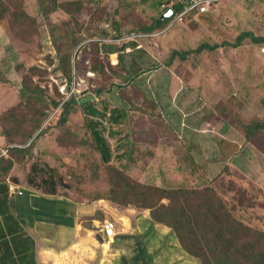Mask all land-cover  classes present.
<instances>
[{"label":"rangeland","instance_id":"374dc122","mask_svg":"<svg viewBox=\"0 0 264 264\" xmlns=\"http://www.w3.org/2000/svg\"><path fill=\"white\" fill-rule=\"evenodd\" d=\"M54 1L58 9L49 17L41 22L38 16L36 24L24 23L28 26L23 25V29L33 30L26 40L14 22L9 24L10 30L0 26L7 36L4 35L6 43L0 42V84L11 82L23 90L27 84L40 88L45 81L48 86L54 82L58 95L64 93L68 98L74 93L79 101L72 103L65 114L43 95H34L43 103V109L33 100L14 109L0 106L2 148L12 143L2 136L3 131L21 142L36 131L39 119L43 121L45 116L44 125L48 123L33 143L32 152L18 156L25 182L34 172L33 165L39 163L48 177L56 178L57 195L82 200L121 201L127 186L117 171L121 168L136 178L135 182L152 187H183L191 191L214 186L239 221L264 231V130L258 131L260 137L252 139L247 134L249 126L264 124V42L248 35L240 46L231 44L246 32L264 36V0H222L209 15H194L175 23L168 19L150 32L142 28L151 25L161 11L170 9L161 7L167 0H24V6L37 15L39 4L51 11ZM108 22L117 30L114 36L120 39L115 40L119 44L151 38V52L157 55L152 61L155 68H150L151 86L159 77L172 75L171 79L167 76L157 82L163 89L155 96L151 94V99L143 84L136 81L140 76L126 77L122 63L127 53H123L124 61L118 65L106 49L115 43H102L106 52L101 55L96 44L90 42V37H114L108 31ZM127 33L151 36L121 39ZM35 36L39 49L22 61L18 48L23 41L30 40L35 45ZM203 44L210 47L194 52ZM181 52L186 55L180 56L184 54ZM65 53L77 55L74 80H69L66 73L71 66L61 65ZM110 58H114L112 64ZM94 59L106 60L107 70L95 71ZM150 74L147 70L140 80L148 84ZM170 84L172 90L167 88ZM101 87L104 92L99 93ZM24 101H28L27 97ZM124 102L130 108L134 102L143 103L151 106V111L140 107L137 115V111L131 115L128 111L121 123L109 122L118 116L116 109H121ZM88 105L102 108L105 118L100 121L90 115ZM95 120L101 122L97 128L113 154L109 163L103 161L93 135ZM25 124L23 135L21 128ZM41 182L43 177L35 187H46ZM35 190L44 193L43 189ZM100 229L106 232L102 226Z\"/></svg>","mask_w":264,"mask_h":264},{"label":"trees","instance_id":"16d2710c","mask_svg":"<svg viewBox=\"0 0 264 264\" xmlns=\"http://www.w3.org/2000/svg\"><path fill=\"white\" fill-rule=\"evenodd\" d=\"M170 1L171 0H167V3ZM38 6L39 11L37 15H34L24 6V0H0V26L9 29V24L14 22L19 26V31L26 40L30 34L32 36L33 30H31L30 27H25L23 29V25L28 26L24 23H32L33 21V23L36 24L38 16L41 21L49 17L50 12H54L58 9L56 1L51 5V11L43 5L39 4ZM171 8L173 14L169 18H162L163 11H161L160 14L152 20L151 25L143 27L142 29L147 32L156 30L164 21L171 19L174 16V12L182 10L183 4L178 2ZM209 14L210 13L203 15ZM190 17L194 18V14H189L186 18ZM43 27L45 28V25ZM248 35L258 42H264V36H255L252 32H246L239 35L236 42L231 43L232 46H240ZM96 38L99 37H90L89 39H93L90 42L96 44L98 50H101L100 54L102 55L103 52H106L104 46L101 45L103 42ZM35 39L37 40L35 45H33L30 40L26 41L27 43L23 41V44L18 48L22 61H27L29 57H33V53L37 52V49H39L38 36H35ZM207 46L210 47L209 44H203L196 48L194 52L202 51ZM60 52H62L61 49ZM60 52L59 54H61ZM179 53V51H174L175 55H179ZM181 53L184 54H180V56L186 55V52ZM122 55L123 53H117L111 56H115V59L119 62L118 65H121V62L124 61V56ZM64 56V62L61 65H64V67L67 65L71 66L67 69L68 71L66 73L69 76V80H74L75 63L78 62L77 55L72 56V54L65 53ZM110 59L112 64L114 58ZM123 64L124 62L122 66ZM93 65L92 68L95 71H104L109 67L106 60L100 62L94 59ZM123 70L125 71L124 66ZM7 84L8 82L0 84V106L3 108L14 109V107L17 108L19 104L29 103V101L33 100L36 102V105H38V108L43 109V103L40 101L38 102L37 98H34V95H43L49 98L52 105L61 107L65 114V111L69 109L72 103L79 102L74 93L68 98H65L64 93L58 95V87L54 82H52V85L50 84V86H48L45 81V84L41 85L40 88H30V85L27 84L23 90H19L12 85L11 82ZM97 91L99 93L104 92V88H98ZM140 92L142 96L145 95L141 90ZM133 95L136 96L135 94ZM26 97L28 101H24ZM140 107L150 111L149 106L137 102H134L132 110H140ZM88 108L90 110L89 114L99 117L100 121L102 118H105L104 116L106 115L102 113L99 108L92 105H88ZM43 111L44 110H42V113ZM1 114L4 115L3 112H1ZM116 114H118V116L116 115L112 119L110 118L109 122H120V120L127 116L125 109H116ZM44 117L43 121L39 119L36 125V131L21 142H18V140L14 141L15 135H9L7 131L2 132V136H4L5 140L7 139L8 142L12 141V143L8 144V147H6L8 148L7 151H5L6 148L0 146V183L3 182V179L14 169L16 161H20L18 160L20 154L32 152L33 143L47 127L48 123L44 125ZM66 121L65 117L64 122ZM95 121L96 122L92 125L93 135L96 139L103 161L109 163L113 154L111 153L107 139L99 128H97L101 122L98 120ZM21 129V133L24 135L25 132L26 135L27 124L23 125ZM39 130L41 131L40 133L38 132ZM260 130H264V124L256 123L249 126L247 133L248 137L251 139L256 136L260 137V132H258ZM39 165V163L33 165L34 172H31V175H29L30 177H28V186L37 190L43 189V192L46 194H59V189L56 187V178L53 175L48 177L47 171L45 169H40ZM114 169L117 170L118 168ZM117 171H119L122 176V182L126 183L127 186L123 191L124 196L121 201L117 199L111 200L117 203L121 208L135 207L137 210L150 211V217L154 225L165 232H173L176 244L183 247L188 256L201 260L202 264H264V231L254 230L251 226L239 221L234 215L233 210H231L225 201L216 194L217 188L214 186L208 189L204 187L194 188L191 191V188L186 189L183 187H152L141 181L135 182L137 181L136 178H133L123 168ZM41 177H43V182H41V184L46 185V187L43 188L37 185V188L35 187V182ZM118 186H120V184H118ZM164 199L167 201L165 202ZM107 221L111 220H106L102 222L101 225Z\"/></svg>","mask_w":264,"mask_h":264},{"label":"crops","instance_id":"0c3cea01","mask_svg":"<svg viewBox=\"0 0 264 264\" xmlns=\"http://www.w3.org/2000/svg\"><path fill=\"white\" fill-rule=\"evenodd\" d=\"M4 35L7 37L0 27V42L6 43ZM142 40L123 44L105 42V45L115 43L106 46L108 54H128L124 62L126 77L141 79L144 72L148 70L150 74V68H155L152 61L157 55L151 52V38ZM167 76L172 77L170 73L159 77L152 86L151 74L148 84L136 81L143 84L151 99V94L155 96L156 91L163 89L157 82ZM167 88L172 90L173 84ZM123 104L121 109L133 114L131 106ZM144 116L148 118L147 114ZM232 139L228 135V140ZM19 164L16 161L14 169L0 183V264H184L185 261L202 264L176 244L173 232L154 225L150 211L121 208L108 198L82 200L41 193L28 186ZM106 220L114 221L115 236L101 231L100 226Z\"/></svg>","mask_w":264,"mask_h":264},{"label":"built area","instance_id":"2783aa9c","mask_svg":"<svg viewBox=\"0 0 264 264\" xmlns=\"http://www.w3.org/2000/svg\"><path fill=\"white\" fill-rule=\"evenodd\" d=\"M174 2L166 4L165 2L161 5V7L163 9L166 8H171L174 4L180 2L183 4V8L182 10L178 11V12H174V16L171 18V22L175 23L177 21H184L185 18L189 15V14H194L195 16H199V15H203V14H207V13H211L216 9V6L222 1V0H172ZM172 9V8H171ZM108 26L111 27V30H109V32H111L114 35L117 34V30L115 28H113L112 23L108 22ZM151 36V35H147V34H136L134 35V33H127L124 36L121 37V39L123 38V40H131V39H136L135 36ZM115 37V38H114ZM110 36L107 35V37L104 38H96L97 40L101 41V42H108V41H115V40H120L118 39L116 36ZM93 40V39H90ZM15 190L14 187H12V191ZM16 191V190H15ZM14 191V192H15ZM20 193H23L24 191H19ZM115 223L114 221H107L106 223H104L102 225V228H104L106 230V234L109 236H115ZM101 227V226H100ZM102 232H104L103 229H101Z\"/></svg>","mask_w":264,"mask_h":264},{"label":"water","instance_id":"95a60500","mask_svg":"<svg viewBox=\"0 0 264 264\" xmlns=\"http://www.w3.org/2000/svg\"><path fill=\"white\" fill-rule=\"evenodd\" d=\"M173 14V10L170 8L162 14V18H169Z\"/></svg>","mask_w":264,"mask_h":264},{"label":"bare ground","instance_id":"6f19581e","mask_svg":"<svg viewBox=\"0 0 264 264\" xmlns=\"http://www.w3.org/2000/svg\"><path fill=\"white\" fill-rule=\"evenodd\" d=\"M40 197V196H39ZM42 197V196H41ZM61 203V202H60ZM73 232V231H72Z\"/></svg>","mask_w":264,"mask_h":264}]
</instances>
